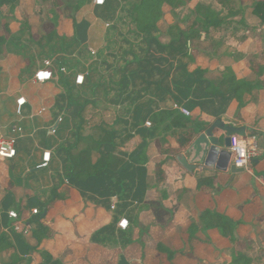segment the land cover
Masks as SVG:
<instances>
[{"label": "crops", "instance_id": "obj_1", "mask_svg": "<svg viewBox=\"0 0 264 264\" xmlns=\"http://www.w3.org/2000/svg\"><path fill=\"white\" fill-rule=\"evenodd\" d=\"M228 2L232 7L223 9L237 11L231 17L234 23L243 18L246 25L259 30L261 22L256 16L249 10H236L235 4ZM54 3L62 14L53 13L57 24L53 31H46L44 24L50 21L47 11L51 4L19 0L9 35L0 44V132L15 138L17 145L14 167L0 165V235L7 233L15 247L12 264H39L60 260L62 255L75 258V262L66 261L70 264H83L78 259L86 253L88 259L106 264H154L138 256L139 229L147 226L152 236L159 238L156 218L147 204L160 201L162 196L171 198V202L164 203L170 212L164 233L171 237L173 247L179 248L187 238L190 212L203 207L206 194L198 185L221 173L229 175L228 181L211 193L219 212L231 216L232 207L247 199L238 189L251 183L261 196L264 215V151L255 157L256 163L249 171L231 175L228 169L219 171L215 165L194 160L195 152L189 146L177 156L183 154L190 167L183 166L177 156L169 159L165 163L166 181L159 187L154 157L163 131L151 119L161 111L187 109L196 115L193 129L198 136L204 133L209 139L221 138V142L230 135L243 143L259 132L264 134V125L258 128L249 122L250 116H262L264 122L260 109L236 102L229 106L216 100L203 102L184 65L171 63L169 68L177 71L168 80V92L156 83L136 85L126 67L143 55L146 35L134 23L131 0H105L101 6L92 0ZM184 3L161 19L184 28ZM209 38L230 46L238 60L226 66L210 65L201 83L223 93L241 81L255 83L260 79L264 83V63L254 59L255 46L249 35L229 32L223 40L219 33L197 35L198 41ZM47 58L52 59L53 76L45 84H34L31 78ZM59 66L64 71L59 72ZM252 68L259 70L254 81L250 78ZM78 74L84 75L81 85L75 84ZM259 94L264 96V90ZM252 95L260 97L254 92ZM19 96L26 98L21 109L22 134L13 129L18 126L15 100ZM40 108L43 111L38 114ZM45 149L51 151V159L46 168H37ZM102 156L103 169L95 166ZM61 184L71 189L68 194L72 197L62 192V197H68L65 203L50 202L52 189ZM34 209L46 214L47 223L58 235L55 242L43 247L42 253L33 250L29 234L10 229L13 220L8 211H15L25 221L36 218L32 216ZM121 218L129 222L126 230L116 227ZM76 227L81 234H75ZM263 227L262 223L236 226L237 244L247 249L248 255L264 257ZM207 233L211 243L200 244L197 249L207 256L206 263L215 264L212 251L228 256L230 243L215 228ZM174 261L185 264L180 255Z\"/></svg>", "mask_w": 264, "mask_h": 264}, {"label": "trees", "instance_id": "obj_2", "mask_svg": "<svg viewBox=\"0 0 264 264\" xmlns=\"http://www.w3.org/2000/svg\"><path fill=\"white\" fill-rule=\"evenodd\" d=\"M19 0H0V27L3 35H0V44L9 35V24L14 20V10ZM130 9L135 15V25L146 35V43L142 46L144 50L138 60H132L126 67L133 76L136 85L145 86L156 83L163 91L168 92V80L177 71L170 69L171 63L184 65L188 71L187 77L191 83L195 84V91L198 98L205 103L213 100L222 102L225 106L233 103L249 108L257 107L264 115V96L256 98L252 95V90L257 84L260 92L264 90L263 80L255 83L241 81L233 84L228 92L223 93L215 87H208L201 83L203 75L208 71L210 65H229L238 60V55L228 45L221 40L213 38L205 41H198L197 35L210 33L220 29L228 28L233 25L231 17L237 11H226L216 3V0H191L193 20L188 26L182 28L178 24H166L161 18L164 14H172L174 8L187 0H131ZM235 4L236 10H249V14L256 16L261 24L257 30L255 27L245 26L243 18L238 22L246 29L245 34L251 37L255 46L254 55L264 58V0H227ZM37 3H50L47 12L50 14V21L44 24V29L54 30L57 20L54 14H62L55 6L54 0H36ZM156 21H159L157 24ZM35 27L30 26V29ZM193 31V33H191ZM212 49V52H208ZM235 54V55H233ZM191 84V85H192ZM258 86V85H257ZM239 90L245 91L244 93ZM260 116L249 117L252 126L262 128L264 122ZM156 126H161L162 136L157 139L158 154L154 157L155 174L159 187H163L167 175L165 163L185 151L198 136L193 129L196 115L187 109L165 110L151 117ZM157 127V128H158ZM105 156H102L96 163V167L106 168L104 163ZM101 171V170H99ZM98 171V172H99ZM229 175L217 174L198 185V189L205 192L203 207L201 210H192L189 215V226L186 230L187 238L179 248L173 247L171 237L164 233V228L170 221V212L165 207V202L171 198L162 196L160 201H151L147 204L156 218L158 224L159 238H154L149 232V228L144 226L138 230V256L141 260L147 259L154 264H176L174 259L180 255L185 264H212L206 263L207 256L197 249L200 244H210L211 239L207 231L215 228L218 233L228 239L230 243V253L228 256L219 255L218 251L213 250L211 255L215 257V264H264V257L259 254L248 255L247 249H241L237 244L234 231L237 225L260 224L264 226V215L261 214V196L255 186L251 183L238 189L240 194L247 197L246 200L237 203L232 207L233 213L228 216L217 210V204L212 196V190L228 181ZM62 192L68 193L71 189L64 184L52 189L51 201L65 203L68 197H62ZM48 209V204H46ZM173 209L175 207L173 206ZM39 213L31 221L33 229L29 234L34 241L33 247L42 248L48 238L53 234V228L47 223L46 214L40 216ZM32 247V248H33ZM16 253L15 247L10 241L7 233L0 235V256L3 264H12L13 255ZM161 255L165 256L162 259ZM219 259V260H218ZM219 261V262H218ZM165 262V263H164ZM39 264H70L59 259ZM112 264V263H110Z\"/></svg>", "mask_w": 264, "mask_h": 264}, {"label": "built area", "instance_id": "obj_3", "mask_svg": "<svg viewBox=\"0 0 264 264\" xmlns=\"http://www.w3.org/2000/svg\"><path fill=\"white\" fill-rule=\"evenodd\" d=\"M93 4L96 6H101L104 4L105 0H92ZM91 53H95L93 49H90ZM52 59L47 58L43 61V66L38 68L34 75L31 78V81L34 84H45L48 82L52 76L53 71L51 69ZM58 71H64L62 66L58 67ZM84 80L83 74L76 75L75 84L81 85ZM26 104V98L24 96H19L15 100V113L19 117L18 126H14L13 129H16L19 134H22L21 128V109L23 105ZM43 108H40L37 113L41 114ZM4 113H9L7 109H4ZM149 125V122L147 123ZM1 128V127H0ZM246 141L240 143L239 141L233 140L229 151L231 153L230 160L236 166L244 167L246 171H249L252 168L251 160L257 157L264 151V134L262 132L257 133L254 136H250L245 139ZM17 154V145L16 139L0 132V165L5 168L12 169L14 167V159ZM51 159V151L45 149L42 152V162L37 165V168H46ZM112 207L115 206V203L111 204ZM38 215V210L34 209L32 216ZM8 216L13 220L10 229L13 233H23L30 232L33 229L32 220L21 221L18 218V215L15 211H8ZM129 226V222L125 218L118 220L116 227L121 230H126Z\"/></svg>", "mask_w": 264, "mask_h": 264}, {"label": "water", "instance_id": "obj_4", "mask_svg": "<svg viewBox=\"0 0 264 264\" xmlns=\"http://www.w3.org/2000/svg\"><path fill=\"white\" fill-rule=\"evenodd\" d=\"M232 131V129H231ZM220 139L210 137V139L204 134H200L198 137L194 139L192 144L190 145V150H194V160H198L199 162H204L206 165H215L216 169L219 171L229 170L231 175L237 173H244L246 170L244 167L236 166L231 162L230 157L231 153L229 151V147L231 146L232 138L226 136L223 138V141L220 142ZM219 140V141H218ZM222 148L220 149V147ZM189 148V147H188ZM216 156L217 159H216ZM177 159L180 163L189 168L185 156L182 154L177 156ZM256 163V159L253 158L251 160L252 166ZM41 216H44V212L41 213Z\"/></svg>", "mask_w": 264, "mask_h": 264}, {"label": "rangeland", "instance_id": "obj_5", "mask_svg": "<svg viewBox=\"0 0 264 264\" xmlns=\"http://www.w3.org/2000/svg\"><path fill=\"white\" fill-rule=\"evenodd\" d=\"M216 3L219 5V6H221V7H230L231 5H230V3L227 1V0H216ZM191 0H187V1H185V3H184V6H183V8H182V13H183V15H184V18H185V26H188L190 23H191V21L193 20V12H192V8H191ZM232 7V6H231ZM244 10H248V9H244ZM240 16H238L237 18H239ZM232 20V19H231ZM245 24V23H244ZM245 26H248V25H246L245 24ZM255 26V25H254ZM229 28H232V29H230L229 30ZM214 31L212 30V32H210V33H212L213 35H215L216 33H219V37L223 40V37H225V36H227L228 35V33L229 32H234V34L236 35V36H239L242 32L243 33H245L246 32V29L245 28H243L239 23H238V21L236 20L235 21V23L233 22V25L232 26H229L228 28H224V29H220V30H217L216 32H214ZM191 33H193V31L191 32ZM254 59H259L260 61H258V63H264V58L261 56V57H257L256 56V58H254ZM258 74H259V70L258 69H255V68H252V75H251V77L250 78H252V81H254V79L256 78V76H258ZM228 90V89H227ZM254 92V94H257V96L259 97V96H261L260 94H259V92H258V90H257V86H255V88H254V90L252 91V93ZM254 107V106H253ZM263 229H264V227H263ZM75 234H81V230H79V228L78 227H76V232H75ZM58 239V235H55L54 233L52 234V236L49 238V239H47L46 240V242H45V244H44V246H48V244L52 241V242H55L56 240ZM43 246V247H44ZM38 248V247H33V250L34 251H36V252H43V249L44 248ZM65 248V247H64ZM253 248H256V249H254V250H258L257 249V247H253ZM85 249L87 250L88 249V247H85ZM261 250H262V252H263V255H264V248L263 247H261ZM248 252V251H247ZM247 254H249V253H247ZM221 255V254H220ZM62 259H60L61 261H73V262H75L76 260H75V258L74 257H72V256H64V255H62V257H61ZM93 258L92 257H89V259H88V253H86V254H84L83 256H81L80 257V259H78V261L79 262H83V264H106V263H102V262H96V261H93L92 260ZM219 260V259H218ZM219 262V261H218ZM229 264H233L232 262L231 263H229Z\"/></svg>", "mask_w": 264, "mask_h": 264}]
</instances>
